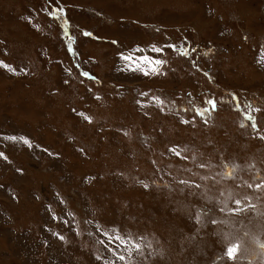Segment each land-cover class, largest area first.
Masks as SVG:
<instances>
[{
  "label": "rangeland",
  "instance_id": "obj_1",
  "mask_svg": "<svg viewBox=\"0 0 264 264\" xmlns=\"http://www.w3.org/2000/svg\"><path fill=\"white\" fill-rule=\"evenodd\" d=\"M262 137L264 0H0V264H264Z\"/></svg>",
  "mask_w": 264,
  "mask_h": 264
},
{
  "label": "snow or ice",
  "instance_id": "obj_2",
  "mask_svg": "<svg viewBox=\"0 0 264 264\" xmlns=\"http://www.w3.org/2000/svg\"><path fill=\"white\" fill-rule=\"evenodd\" d=\"M62 12H63V8H54L53 12L50 13V14L56 15L57 13H62ZM84 35H91V33L85 32ZM168 47H173L174 48L175 46L174 45H169ZM136 51L139 52L140 49H137ZM153 51L162 52L163 49L154 47ZM193 51H195V49H193ZM182 54L183 55H187V49H185ZM121 58L123 60H125V62L129 65L131 70H138L141 67V62H144V63L148 64V68H149V70L151 72L157 73V74H159V72H160V67L165 63V61H163L161 59H156V58H153V57H147V56L137 57L135 55V53H129L128 55H123ZM144 74L147 75V74H149V72L145 71ZM84 75L88 76L89 74L87 72H85ZM154 99H155V102L157 104H163L164 103V101H162L158 97H155ZM207 103L211 106V108L210 109L209 108L202 109V110L197 112V115L203 117L205 112H208L210 114L211 111H215L216 110L217 105H216V100L215 99L208 100ZM161 110H163V109H161ZM248 118L253 121V127H256L255 119L253 117H251V116H249ZM182 122L185 123V124L188 123L187 120H184ZM205 123H207V121H205ZM241 126H243V125H241ZM9 139L15 140L16 138L15 137H11ZM262 139H264V137H262ZM25 143H28V141H25ZM175 154L177 156H180V152L179 151H176ZM0 155H2V154H0ZM200 166L204 167L205 165L201 164ZM237 167H238L237 165H233L232 169L230 171H228L226 173H219L218 175H220L223 178H230L232 176L233 171H235V169ZM202 179H207V177H203ZM181 183H183L185 185L188 184L187 181H181ZM144 187L147 188L148 185L144 184ZM196 187L199 188L200 186L196 185ZM249 187H251V185H249ZM257 187H261V185H257ZM230 198H231V194H229L227 199H230ZM221 203H226V202L225 201H221ZM235 203L237 205H239L241 203V201L240 200H236ZM222 211H223V209H222ZM235 211H242V209L238 208ZM206 214H207L206 212H197L196 215H195L196 222L199 223V224H203L202 215H206ZM212 223H216V221H212ZM116 239H121V238L120 237H116ZM135 247L137 249H139L140 246L137 244V245H135ZM238 249H239V245L228 246L227 249H226L227 258L229 260H234L236 258V253L238 252ZM118 258L120 260L124 259L123 256H119ZM106 264H107V262H106Z\"/></svg>",
  "mask_w": 264,
  "mask_h": 264
}]
</instances>
